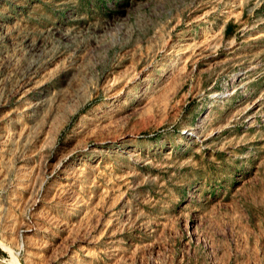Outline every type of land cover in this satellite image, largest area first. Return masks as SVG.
<instances>
[{
	"label": "rangeland",
	"instance_id": "1",
	"mask_svg": "<svg viewBox=\"0 0 264 264\" xmlns=\"http://www.w3.org/2000/svg\"><path fill=\"white\" fill-rule=\"evenodd\" d=\"M0 264H264V0H0Z\"/></svg>",
	"mask_w": 264,
	"mask_h": 264
}]
</instances>
